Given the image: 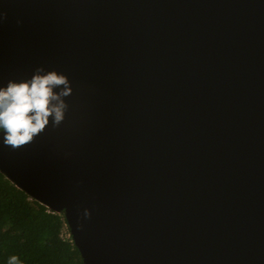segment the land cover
<instances>
[{
	"label": "water",
	"instance_id": "95a60500",
	"mask_svg": "<svg viewBox=\"0 0 264 264\" xmlns=\"http://www.w3.org/2000/svg\"><path fill=\"white\" fill-rule=\"evenodd\" d=\"M0 11V87L43 66L73 89L58 127L0 143V172L83 264H264V0Z\"/></svg>",
	"mask_w": 264,
	"mask_h": 264
},
{
	"label": "trees",
	"instance_id": "16d2710c",
	"mask_svg": "<svg viewBox=\"0 0 264 264\" xmlns=\"http://www.w3.org/2000/svg\"><path fill=\"white\" fill-rule=\"evenodd\" d=\"M62 213H52L0 172V264H83Z\"/></svg>",
	"mask_w": 264,
	"mask_h": 264
},
{
	"label": "clouds",
	"instance_id": "9594fccd",
	"mask_svg": "<svg viewBox=\"0 0 264 264\" xmlns=\"http://www.w3.org/2000/svg\"><path fill=\"white\" fill-rule=\"evenodd\" d=\"M6 20L7 13L0 11V24ZM72 92L65 74L46 71L43 66L37 67L30 79L8 80L0 87V143L19 149L32 143L50 123L58 127L69 108L65 98ZM8 264H20L19 258L11 256Z\"/></svg>",
	"mask_w": 264,
	"mask_h": 264
},
{
	"label": "built area",
	"instance_id": "2783aa9c",
	"mask_svg": "<svg viewBox=\"0 0 264 264\" xmlns=\"http://www.w3.org/2000/svg\"><path fill=\"white\" fill-rule=\"evenodd\" d=\"M47 209H48L50 212H52V213H57V212L51 210V209L48 208V207H47ZM57 214H58V213H57ZM62 237H63V238H68V237H69V234H68V232L66 231V229L63 230V232H62Z\"/></svg>",
	"mask_w": 264,
	"mask_h": 264
}]
</instances>
